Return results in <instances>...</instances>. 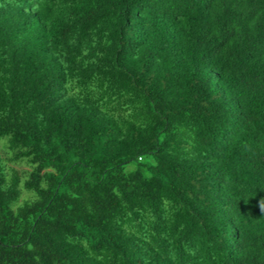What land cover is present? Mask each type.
<instances>
[{
	"label": "trees",
	"instance_id": "trees-1",
	"mask_svg": "<svg viewBox=\"0 0 264 264\" xmlns=\"http://www.w3.org/2000/svg\"><path fill=\"white\" fill-rule=\"evenodd\" d=\"M0 145V264H264V0H0Z\"/></svg>",
	"mask_w": 264,
	"mask_h": 264
},
{
	"label": "rangeland",
	"instance_id": "rangeland-1",
	"mask_svg": "<svg viewBox=\"0 0 264 264\" xmlns=\"http://www.w3.org/2000/svg\"><path fill=\"white\" fill-rule=\"evenodd\" d=\"M0 149H2V145H0ZM23 167H25V166H23Z\"/></svg>",
	"mask_w": 264,
	"mask_h": 264
}]
</instances>
